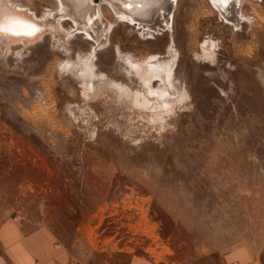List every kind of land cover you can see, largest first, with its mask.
<instances>
[{
    "label": "rangeland",
    "instance_id": "374dc122",
    "mask_svg": "<svg viewBox=\"0 0 264 264\" xmlns=\"http://www.w3.org/2000/svg\"><path fill=\"white\" fill-rule=\"evenodd\" d=\"M6 2L60 31L0 37V223L43 228L75 264H227L236 246L264 264V0H239L236 25L208 0H176L156 31L100 0L101 46L49 17L58 0ZM170 46L172 83L151 87L172 106L136 105L147 88L120 57ZM91 53L88 87L70 66Z\"/></svg>",
    "mask_w": 264,
    "mask_h": 264
},
{
    "label": "bare ground",
    "instance_id": "6f19581e",
    "mask_svg": "<svg viewBox=\"0 0 264 264\" xmlns=\"http://www.w3.org/2000/svg\"><path fill=\"white\" fill-rule=\"evenodd\" d=\"M99 1L100 0H97L96 2L95 0H58L59 11L55 12L54 14H50L49 17L51 16L54 19L58 18L60 20H62L61 19L62 17L70 18L73 21V23L77 26V31L78 30L87 31L88 35L89 36L91 35L92 38L95 39V42L97 40L96 43L98 44L102 39L100 38V35L99 36L96 35L98 33L101 35L102 34L105 35V33L103 32H106L105 30H108V28L105 30L103 29L104 24L102 23L106 21L103 22L100 19V9L98 8L99 6L95 4L98 3ZM175 1L176 0H101V2L102 3L105 2V4L109 8L112 7L113 9L112 11L115 13V15H118L121 18L122 17L126 18L131 24H133L134 21H136L138 25H141L143 27V30L146 29L150 31L151 30L156 31L159 28L168 29V30L170 29V25L173 21L172 13H173V8H174L173 6L175 4ZM208 1L214 6V8H216L225 17L226 21L230 23L232 22L233 24L236 25L238 24L237 22L239 21L241 22L243 20V19L239 20V16H236L237 15L236 12L234 13L236 4L239 2V0H208ZM101 2L100 4H102ZM3 3H0V35H1L0 37L10 39L9 40L10 42L11 40L12 42L17 41V43H21L18 41L29 42L31 40L36 39L37 37L39 38V36L43 33L41 32V30L46 31L53 29L55 31L58 29L57 31H60L59 29L60 23L58 21L57 22L51 21V18L48 19L47 16L46 19H39L40 21L36 19L35 21L36 17L32 19L29 13L28 14H26L25 12H24L25 14L20 13L16 11L15 8L13 9L9 6H4ZM147 5H149V7H145ZM141 8L144 9L148 8V10L147 9L143 10ZM138 10L139 12H136ZM53 18L52 20H54ZM89 31H91L95 37H93V34H91ZM67 34L71 35L69 34V32ZM107 40L106 38L105 41L102 40L100 42L101 45H103V41L105 43L108 42ZM6 42L7 40L4 43ZM201 48L204 50L205 55H210L209 45L205 44L204 42ZM120 58H122L123 62L129 65L130 71L131 69L133 70L134 74L136 75L135 77H138L137 79L141 81L143 87L147 88L135 92L134 96L132 97L133 102L136 105L144 108H148L149 110L153 109L155 111L166 112L172 106V101L170 100L172 95L170 97L169 89L168 90H165L163 88L160 89V87L159 89H153L151 87V82L153 79H155V76L164 75V79L161 77L163 80V85L164 84L167 85V88L168 86L171 85L172 80H170V76H171L170 74L172 72L173 69L172 67L174 66V61L176 58L173 47L170 46L167 49L166 56L160 57L159 55H154V56H150L148 59H143L140 62L133 61L129 57H125V58L120 57ZM92 60H93V56L91 53L88 56H86L84 60H80L79 63L70 66L71 68H75V69L78 68L79 74H77L76 78L79 77L83 85L85 84L88 87L89 85L92 86V82H91L92 78H96L95 77L96 74H92L93 73ZM113 84L120 91L127 89L124 87H120L115 83ZM152 96L155 97L156 99L155 102L151 99Z\"/></svg>",
    "mask_w": 264,
    "mask_h": 264
},
{
    "label": "crops",
    "instance_id": "0c3cea01",
    "mask_svg": "<svg viewBox=\"0 0 264 264\" xmlns=\"http://www.w3.org/2000/svg\"><path fill=\"white\" fill-rule=\"evenodd\" d=\"M224 258L227 264H248L247 262L251 261L248 253L238 246L230 249ZM0 264H75V262L43 228H32L8 220L0 223ZM131 264L152 263L138 258Z\"/></svg>",
    "mask_w": 264,
    "mask_h": 264
},
{
    "label": "water",
    "instance_id": "95a60500",
    "mask_svg": "<svg viewBox=\"0 0 264 264\" xmlns=\"http://www.w3.org/2000/svg\"><path fill=\"white\" fill-rule=\"evenodd\" d=\"M97 0H95V2H96Z\"/></svg>",
    "mask_w": 264,
    "mask_h": 264
}]
</instances>
